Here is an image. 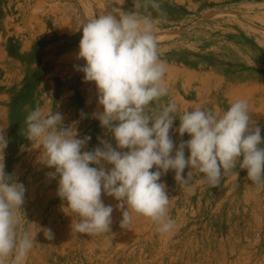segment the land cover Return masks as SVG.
Wrapping results in <instances>:
<instances>
[{"label": "rangeland", "instance_id": "1", "mask_svg": "<svg viewBox=\"0 0 264 264\" xmlns=\"http://www.w3.org/2000/svg\"><path fill=\"white\" fill-rule=\"evenodd\" d=\"M161 2L163 18L141 0H0L2 155L6 175L26 189L23 225L36 233L26 264H264V190L251 185L246 170L237 166L215 188L198 172L188 189L177 184L174 171L162 176L172 198L169 215L178 225L171 235L158 233L144 217L134 216L122 229L118 201L102 194L114 208L111 232L88 236L72 231L76 216L57 194L59 174L44 163L40 144L26 137L25 117L39 107L62 114L77 138L91 137L82 151L101 140L116 147L94 118L102 107L95 84L77 70L85 63L77 54L82 23L124 12L156 18L159 55L168 69L169 95L160 104L174 99L181 114L195 107L223 112L244 98L264 137V0ZM178 126L179 119L170 130L176 145L190 139Z\"/></svg>", "mask_w": 264, "mask_h": 264}, {"label": "clouds", "instance_id": "2", "mask_svg": "<svg viewBox=\"0 0 264 264\" xmlns=\"http://www.w3.org/2000/svg\"><path fill=\"white\" fill-rule=\"evenodd\" d=\"M141 2L156 18L166 15L161 0ZM156 18L134 12L105 13L80 28L77 58L85 63L77 70L84 74V81L95 84L102 111L93 115L112 134L116 147L101 140V146L82 151L91 137L77 138L72 127L63 125L59 112L46 113L37 107L25 117L26 137L40 144L44 163L59 174L57 194L75 214L72 231L77 234L111 232L114 208L105 205L104 194L118 201L122 229L129 227L134 216L144 217L158 233L171 235L178 225L169 215L172 198L161 181L170 170L181 188L190 187L196 172L215 188L223 175L238 166L246 170L252 186L264 190V137L251 119L246 99L231 102L223 112L195 107L182 114L174 99L159 103L169 93ZM177 119L176 131L190 137L178 145L170 135ZM6 147L0 130V264H26L36 233L23 225L20 213L26 189L5 173L2 153ZM44 235L53 239L51 229H45Z\"/></svg>", "mask_w": 264, "mask_h": 264}]
</instances>
